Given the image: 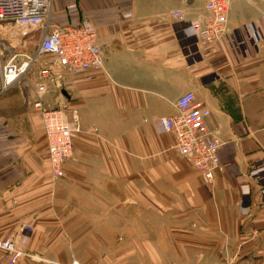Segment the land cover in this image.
Masks as SVG:
<instances>
[{
    "label": "crops",
    "instance_id": "1",
    "mask_svg": "<svg viewBox=\"0 0 264 264\" xmlns=\"http://www.w3.org/2000/svg\"><path fill=\"white\" fill-rule=\"evenodd\" d=\"M205 13L204 0H52V21L95 25L103 64L41 97L79 124L57 179L28 102L37 70L0 93V238L30 225L25 248L40 258L14 264H264V194L250 176L264 162V3L231 0L229 30L252 22L259 34L245 52L229 34L200 44L185 25ZM187 90L220 142L212 183L161 121Z\"/></svg>",
    "mask_w": 264,
    "mask_h": 264
},
{
    "label": "built area",
    "instance_id": "2",
    "mask_svg": "<svg viewBox=\"0 0 264 264\" xmlns=\"http://www.w3.org/2000/svg\"><path fill=\"white\" fill-rule=\"evenodd\" d=\"M51 5L52 0H0V93L20 82L32 66L38 67L34 96L28 102L40 114L49 170L52 178L57 179L63 175V165L72 154L73 134L79 130V124L74 112L68 114L64 108L49 107L41 97L48 90V82L59 85L65 74L101 68L103 55L92 22L58 24L51 19ZM230 7L231 0H204L205 15L189 20L185 26L200 44L213 46L229 34L236 47L245 52L249 43L256 44L259 34L252 22L229 30ZM172 14L183 20L181 10ZM35 35L37 44L27 52L23 43ZM175 106L176 112L164 116L162 124L174 135L178 153L212 183L221 164L220 142L206 123L210 110L196 99L192 90L180 94ZM250 176L264 194V162L253 167ZM247 199L243 204H247ZM31 234L32 226L24 224L17 235L0 238V264H14L23 257L40 259L25 248Z\"/></svg>",
    "mask_w": 264,
    "mask_h": 264
},
{
    "label": "rangeland",
    "instance_id": "3",
    "mask_svg": "<svg viewBox=\"0 0 264 264\" xmlns=\"http://www.w3.org/2000/svg\"><path fill=\"white\" fill-rule=\"evenodd\" d=\"M37 41H38V37L37 35L33 36V38H31L30 40H26V42L23 43V46L27 49H29L30 51L34 50L36 44H37ZM22 44V43H21ZM20 44V45H21ZM37 70V66L34 65L30 68L29 72L27 74H33L34 71ZM72 112H70L69 114H71ZM75 113V112H74ZM239 260H234L233 261V264H238Z\"/></svg>",
    "mask_w": 264,
    "mask_h": 264
}]
</instances>
